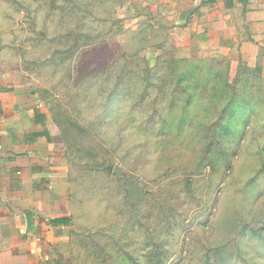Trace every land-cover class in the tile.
I'll return each mask as SVG.
<instances>
[{
  "label": "rangeland",
  "instance_id": "rangeland-1",
  "mask_svg": "<svg viewBox=\"0 0 264 264\" xmlns=\"http://www.w3.org/2000/svg\"><path fill=\"white\" fill-rule=\"evenodd\" d=\"M175 14L0 0V88L40 105L65 162L70 224L24 264H264V46Z\"/></svg>",
  "mask_w": 264,
  "mask_h": 264
},
{
  "label": "crops",
  "instance_id": "crops-1",
  "mask_svg": "<svg viewBox=\"0 0 264 264\" xmlns=\"http://www.w3.org/2000/svg\"><path fill=\"white\" fill-rule=\"evenodd\" d=\"M160 1L202 38L264 46V0ZM45 121L33 99L0 88V264L45 257L54 233L66 227L50 223L68 216L53 212L65 198V162Z\"/></svg>",
  "mask_w": 264,
  "mask_h": 264
},
{
  "label": "trees",
  "instance_id": "trees-1",
  "mask_svg": "<svg viewBox=\"0 0 264 264\" xmlns=\"http://www.w3.org/2000/svg\"><path fill=\"white\" fill-rule=\"evenodd\" d=\"M52 225H69L70 224V218L69 217H58L55 219H52L50 221Z\"/></svg>",
  "mask_w": 264,
  "mask_h": 264
},
{
  "label": "water",
  "instance_id": "water-1",
  "mask_svg": "<svg viewBox=\"0 0 264 264\" xmlns=\"http://www.w3.org/2000/svg\"><path fill=\"white\" fill-rule=\"evenodd\" d=\"M113 172L114 173H119L116 167L113 169Z\"/></svg>",
  "mask_w": 264,
  "mask_h": 264
}]
</instances>
